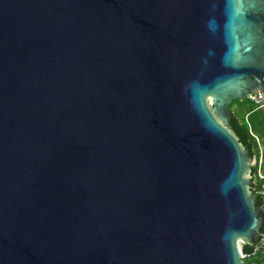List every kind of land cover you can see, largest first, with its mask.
Returning <instances> with one entry per match:
<instances>
[{
  "label": "water",
  "instance_id": "water-1",
  "mask_svg": "<svg viewBox=\"0 0 264 264\" xmlns=\"http://www.w3.org/2000/svg\"><path fill=\"white\" fill-rule=\"evenodd\" d=\"M256 92L262 0H0V264H245Z\"/></svg>",
  "mask_w": 264,
  "mask_h": 264
},
{
  "label": "trees",
  "instance_id": "trees-1",
  "mask_svg": "<svg viewBox=\"0 0 264 264\" xmlns=\"http://www.w3.org/2000/svg\"><path fill=\"white\" fill-rule=\"evenodd\" d=\"M237 105L238 109L232 111V106ZM232 118L228 129L238 139L239 143L246 149L253 152L252 156L262 157L261 170L264 174V109L257 110L250 100L234 101L229 107ZM251 173L256 175L257 167L252 168ZM256 186H260L259 180ZM258 207L262 206L261 199ZM261 232H264V219ZM252 246H245L244 253H250ZM246 264H264V248L256 256L250 258Z\"/></svg>",
  "mask_w": 264,
  "mask_h": 264
},
{
  "label": "built area",
  "instance_id": "built-area-1",
  "mask_svg": "<svg viewBox=\"0 0 264 264\" xmlns=\"http://www.w3.org/2000/svg\"><path fill=\"white\" fill-rule=\"evenodd\" d=\"M248 100L256 107L257 110L264 109V94L256 92L254 93ZM261 164H262V157L260 156L257 160L256 157H254V167H257V173L256 175H253V178L255 182L259 180L260 186L255 185V189L253 190V195L255 197H261L263 199L264 203V174L261 170ZM264 248V235L260 241L259 244L254 247L250 253L241 255V259L244 262H247L250 258L256 256L260 251H262Z\"/></svg>",
  "mask_w": 264,
  "mask_h": 264
},
{
  "label": "rangeland",
  "instance_id": "rangeland-1",
  "mask_svg": "<svg viewBox=\"0 0 264 264\" xmlns=\"http://www.w3.org/2000/svg\"><path fill=\"white\" fill-rule=\"evenodd\" d=\"M237 109H238V106L237 105L232 106V111H236Z\"/></svg>",
  "mask_w": 264,
  "mask_h": 264
},
{
  "label": "snow or ice",
  "instance_id": "snow-or-ice-1",
  "mask_svg": "<svg viewBox=\"0 0 264 264\" xmlns=\"http://www.w3.org/2000/svg\"><path fill=\"white\" fill-rule=\"evenodd\" d=\"M262 2H264V0H262Z\"/></svg>",
  "mask_w": 264,
  "mask_h": 264
}]
</instances>
